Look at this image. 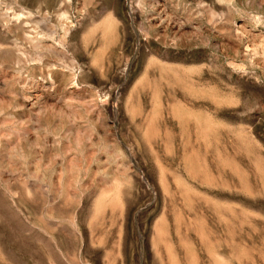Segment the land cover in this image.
Listing matches in <instances>:
<instances>
[{
  "label": "rangeland",
  "instance_id": "rangeland-1",
  "mask_svg": "<svg viewBox=\"0 0 264 264\" xmlns=\"http://www.w3.org/2000/svg\"><path fill=\"white\" fill-rule=\"evenodd\" d=\"M0 264H264V0H0Z\"/></svg>",
  "mask_w": 264,
  "mask_h": 264
}]
</instances>
